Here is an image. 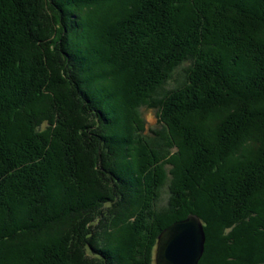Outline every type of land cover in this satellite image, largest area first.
<instances>
[{
  "label": "trees",
  "instance_id": "obj_1",
  "mask_svg": "<svg viewBox=\"0 0 264 264\" xmlns=\"http://www.w3.org/2000/svg\"><path fill=\"white\" fill-rule=\"evenodd\" d=\"M47 1L53 16H57V18L59 16L61 19L58 18V20L63 21L60 11L54 6L52 0ZM139 1L141 6H145L143 18L134 16L131 20L130 15H122L117 20L116 26H114L116 33L110 30L108 34L113 38L112 40H115L112 43L115 47V54L113 55L117 56V59H122L124 53L129 56L128 58L131 61L142 64L141 62L144 60L145 65L148 66L147 68L152 69V74H148L150 76L147 77L148 80L149 78L152 79L148 82L141 81L139 76L133 73L132 77L128 79L129 82L127 83L129 85L123 88L124 92H128L127 96L130 99V106H128L130 108V127L128 129L126 127V129L135 143L136 140L138 143L144 140L143 152L137 154V170L133 166L130 167V172L135 173L140 182L143 181L144 191L141 193L143 196L139 193V197L127 199L128 196H124L122 200L123 195L118 191L119 184L122 183H119L120 179H117L118 176L116 177L114 173L125 175V167H119L115 164V167H117L115 170H112V168L106 169L103 166V163H106L105 160L103 162V156L110 149L111 154H113L109 157L110 163L114 160L119 161L123 157L119 150L125 147L122 140H127L128 146L131 142L128 138L119 140V132H114L118 135L111 136L112 132L107 131L110 130L108 123L106 124L99 113L93 109L96 107L88 102L89 99L86 102L82 101L81 95L83 93L80 89L77 92L79 99L83 104V108L90 112L85 111L84 114L87 116L81 118L72 113V124L78 126L73 128L67 123L71 117L65 111V108L70 113V107L64 105V100L59 98L57 99V112H55L56 109H51L49 115L48 112L44 111L43 118H40L39 128L46 126L44 130L40 129V134H36L32 130L35 118L32 117V113L24 114V103L27 99L33 101L41 96V89H45L46 84L42 86L41 82L44 79L47 80V75L39 70L41 60L38 58L40 56L36 55L35 58H32V55L36 54L33 53L34 48L39 49L42 46L47 48L49 46L53 50L62 52L60 47V40L62 41V39L56 32L55 23L52 25L53 29L50 26L46 29L41 24L42 22L37 21V18L41 17L39 14L36 15L38 0H0V209L3 213L0 220L2 219V222L11 224V226L13 225L12 228H8L6 225L2 226L0 224V250L1 248L6 249L5 256H3V251H0V264H82L88 259L89 262L92 259L95 261L99 259L101 264H108L102 258L105 253H101L100 249L94 248L95 240L92 241L91 239L99 231L105 239H115V226L100 225L102 216L98 212L99 207L111 208L115 202L119 203L116 206L119 210L130 209V206L133 205L130 209L132 213L127 215L128 217L124 222V231H127L128 234L124 237H122L123 233L119 234L122 237L121 239H124L122 243H125L126 251L134 260L133 264H153L152 259L157 236L145 235L146 238L142 237L145 234L144 229L147 230L146 234H149L148 232L151 229H155L158 234L163 228L175 221L183 220L190 213L196 214L201 220L206 237L205 242H210V250L217 257L215 259L217 262H213V264H264V197L260 195L261 198L258 196V199L254 194L264 182L259 180V184L254 185L252 176L254 177L255 172L253 174L238 172L233 175L236 182L231 183L230 181V184L227 185L226 182L231 177H226L222 171L228 170L226 172H229L230 168H226V165L233 163L228 160L233 157L231 156L232 152L227 148L225 150L220 147V139L209 142L205 137V140H202V136L208 135L209 131L206 132L203 128H200V121L197 118L195 120L189 118L185 121L182 118L183 109L181 107L177 108V106L174 107V103H180L188 98L194 99V91L186 89L184 92L173 93L172 96L176 99H172L171 95L163 98L160 95V90H156L158 83L162 82L161 79L169 77V72H173L174 68H184L185 63L189 62L186 69L190 72L186 82L188 86L196 81L198 86L205 87L211 78H217L220 84L217 92L220 95L224 94L226 97L229 90L233 91V89L225 84L227 79L223 73L227 71L225 68L236 66L237 71L243 73L242 69L249 70L250 67L245 64H237V61L232 57L224 60L223 65V63L217 62L214 56L222 53L226 54L227 49L230 50L235 46V51L231 49L234 55H248L254 64L260 63L262 59L264 60V40L254 42L255 34L252 33L253 30H256V27H260L261 24L258 23L264 21V17L258 16V13L264 11V3L261 0H247L251 3L244 1L253 8L250 11L245 8L247 7L245 3L244 5L240 3L241 0L239 2L238 0ZM127 5L132 8V4L128 3ZM44 20L45 18L42 21L45 22ZM63 24H65V20ZM61 27L63 30L62 23ZM99 36H97L98 40H100ZM54 38L55 41L51 44ZM81 40L89 44L85 36ZM88 48L94 52L95 59L102 60V53L96 48L93 50L94 47L92 46ZM211 48L213 51L206 50ZM134 49H137V51ZM249 50L253 51L252 56L248 54L247 51ZM106 51L109 50L106 48ZM61 56L65 58L64 53ZM145 56H148L150 61L144 59ZM91 61L92 57L90 56ZM115 61L117 60L115 59ZM202 62L207 65L199 67L198 64ZM208 64L209 67H207ZM263 68L260 69L263 71ZM70 71V66L66 65L67 80L73 84V75ZM238 72L235 73L239 74ZM255 72L257 79L261 80L262 76L259 78L257 76L259 71L255 69ZM248 74L252 77L251 73ZM39 77H42L40 81L37 80ZM23 79L25 82H22ZM257 82L254 83L257 84ZM19 85L23 90L18 94L19 97L15 101H5L8 96L12 98L14 93H18L17 88ZM35 86L41 87L39 89ZM28 92L29 95L27 96ZM103 92L101 91L98 94L100 97L95 98L96 100H91L94 105L98 104L97 107L103 105V98L104 100L107 98L104 97L106 94ZM207 92L202 93V96L205 97L206 94L208 96L210 92ZM45 93L47 92L45 91ZM107 94L109 95V93ZM214 95L216 96V94ZM255 97L253 95L254 99ZM140 108L157 109V124L155 126L145 125ZM57 114L60 117L59 121ZM111 114V112L108 114L111 118L116 117ZM14 117L21 124L14 126L13 121H11ZM82 121L85 123L81 124ZM238 122L235 121L231 124L232 127L229 128L232 132H236L235 135L238 132L242 134L239 129L241 125H238ZM53 124L55 125L52 127ZM223 124L228 125L229 122L225 120ZM19 127L26 130V133L19 132ZM47 129L48 133L44 132ZM56 129H59V131L56 132ZM94 129L106 130L108 132L105 131L107 137L103 135L104 137L100 138V141H96L95 134L92 132ZM117 130H119V127ZM224 138H221L223 139L222 143H229V140ZM52 139L55 141L50 142ZM115 146L120 147L118 151H116ZM238 148L234 150L237 158L246 160L244 154L238 152ZM92 149L96 154L95 158L91 159L92 170H88V168L85 170L84 164L86 162L83 163L85 161L83 156ZM146 155H148V159L145 158ZM168 157L172 160L165 162V164L174 165L176 172H173L172 168L169 167L159 168L156 166ZM263 157L264 155L261 154L257 158L258 164L261 163ZM191 159L194 160L193 163L190 162ZM187 160L188 162L181 166V163ZM87 161L89 165L90 159ZM187 164L192 167L191 171L187 170L183 173L182 169ZM55 168L60 171L59 174L62 177L63 187L61 186V188L56 184L57 175L59 174H57ZM160 171L163 173H160ZM165 172L168 173L172 181L177 183L179 181L181 184L174 185L179 188L177 193L170 191L169 187L168 196L164 195V200L167 199V202L169 200L168 203L171 201L170 206L174 203L173 214L167 211L166 215L160 217L159 206L161 203H158V201L162 202V198H160L163 195L162 188L169 186L168 182L171 180ZM181 172L182 177H184L183 180L181 179ZM95 173L96 176H94ZM94 177L98 181L107 180L115 196L109 199L99 198L102 205L91 206L94 211L93 216H85L79 227L77 226V228L82 229L80 237L77 233L73 234L74 237L72 238H65L62 235L67 228L73 226L74 219L63 218L44 227L41 226L42 229L35 234H30L31 236L26 234L29 238L26 242L27 245L22 248L20 256L13 257L16 261L11 263L10 255L12 253L9 251L12 247L8 246L14 243V235L39 228L32 224L27 226V224L29 225L32 221V223L42 221L41 210L44 206L53 202L51 187L48 188L45 181L55 183L54 191L57 189L55 191L57 195L62 191L67 200L69 194L73 193L69 184H74L73 188L77 185L84 187V185L90 183L92 178L97 183ZM201 179L206 183L201 184L203 182ZM67 181L72 184L68 183L67 185ZM123 186L124 184L121 187ZM124 187L126 188V186ZM244 191L245 193H242ZM77 194L87 196L90 193L84 191ZM193 194L194 197L195 195L197 197L191 199ZM10 199H14V201L8 202ZM190 199L195 200L191 208L189 207ZM211 205H215L217 211L214 212ZM183 207H185L184 212ZM152 208L154 210H151ZM75 209L77 208L75 207ZM8 213L12 214V219L11 217L9 220L6 219ZM15 213L18 214L14 215ZM4 215L5 217H3ZM44 223L43 221L41 224ZM229 230L230 235L228 234ZM117 232L119 233V231ZM24 236H21L22 238L20 237L19 240L24 239L26 237ZM249 238H255V241H253L255 245H252V248L258 249L255 255H249L248 245H246V242L251 243V241H246ZM31 239L32 241H30ZM135 240L137 243H134ZM77 244L79 245L78 251L75 249ZM141 246H144L145 249H141ZM235 248L240 252V255L236 253ZM115 251L117 252L116 256H118V251ZM3 258L5 259L3 260Z\"/></svg>",
  "mask_w": 264,
  "mask_h": 264
},
{
  "label": "rangeland",
  "instance_id": "obj_2",
  "mask_svg": "<svg viewBox=\"0 0 264 264\" xmlns=\"http://www.w3.org/2000/svg\"><path fill=\"white\" fill-rule=\"evenodd\" d=\"M239 1L240 0H238V2ZM244 1L247 2V0H241L240 3L243 5H244V3L246 5H247V3H251V2L246 3ZM261 1L264 3V0H261ZM91 2H92V4H90ZM52 3L54 4L55 7H57V10L60 11V16L63 18V21L58 20V18L61 19L59 16H58V18L55 14L54 15L56 17L53 16V12L51 11L47 0H38L39 8L37 7L36 14H39V16H41L40 17L41 19L37 18V21L40 23L42 22L41 24L46 29L49 26H50V28L52 27V29H53L52 25L55 23L54 25L56 28V32L58 33V35L61 36L62 41L64 40L63 42L60 40V47H61L62 52L56 51L55 49L53 50L49 46L47 48L44 46L40 47L39 49L34 48L33 53H36V54H33L32 58H35L36 55L40 56L38 58L41 60L40 61L41 67L39 68V70H40V72H43L47 75V80L43 78L44 80H42V82H41L42 86L46 83L44 86L45 89H41V96H38V98L33 100V101H32V99H30L29 101L27 99L26 102L24 101L25 107H23V112L25 115L30 114V113L33 114L32 117L35 119L33 120L32 130L34 131V133L40 134L41 133V132H39L40 129L44 130V128L46 127V126H44L43 128H39L40 120H41L40 118H43L42 114H44V111H46V112H48L47 114L50 115L51 109L52 110L56 109L55 112H57V109H58L57 99L60 98V99L64 100L63 101L64 105H68V107H70V113H69V110L65 108V111H67V113L71 117L68 119L67 123H69L71 127L75 128L78 125L75 126L74 124H72L73 123L72 113L73 114L75 113L77 116H80V118H81L83 116H87L84 114L85 111L87 113L90 112V111L85 110L83 108V104L79 99L77 92H78V89H80L81 92L83 93V95H81L82 101L86 102L89 99L88 102L93 107L94 106L96 107L93 109H95L97 111V113H99L102 120L106 124L108 123L110 130H107V131L112 132L111 136H113L114 134L118 135L114 132H119V140H122L124 138H128V140L131 142L130 145L128 146L127 140H125V141L122 140L125 147H124V149L119 150L121 153V156H123L121 160L119 159V161L114 160V161H111V163H110L109 157L113 156V154H111V151L109 149V152L103 156V162H104V160L106 162V163H103V166L106 169L112 168V170H115L117 168V167H115V164H117V166H119V167H125V173H126L125 175L122 176L119 173H116V172L114 173V175L116 177L118 176L117 179H120L119 183H122V184H124V186H126V188L124 186L121 187L122 184H119L120 187H118V191L120 192V194L123 195L122 200H123L124 196H126V197L128 196L127 199H129V198L134 199L135 197H139L138 194L139 193L141 194L144 191L143 186H142L143 181L141 180V182H140L138 176L135 173L130 172L131 171L130 167L133 166L135 168V170H137L136 169L137 154H138V152H143L142 150L144 149V146H143L144 140H141L140 143H138L136 140V143H135L134 139L131 138L132 136L130 135V133L126 129V127L127 128L130 127V121H129L130 108H128V106H130V99L127 96L128 92H124L125 90H123V88H125V86L129 85V83H127V82H129L128 79L132 77L133 73L134 74L136 73L139 76V79L141 81L148 82L149 80L152 79V78H149V80H148V78H147L152 74V69L147 68L148 66L145 65L144 60H142V62H141L142 64L137 63V61H133V60L131 61L128 58L129 56H127L124 53L121 57L122 59H117V56L113 55V54H115V47H114V44H112V43L115 42V40H112L113 38L111 36H108V34L110 33V30H113L116 33L114 26H116L117 20H119V18L122 15H124V16L130 15L131 20L134 18V16L139 17V18H143V16L145 15V8H144L145 6L144 7L141 6L140 5L141 2L139 0H129V1L128 0H52ZM128 3L132 4V8L128 7V5H127ZM142 3L144 4V2H142ZM245 8H247V10L251 11L252 7L247 5V7H245ZM38 9H39V12H38ZM258 16L264 17V11L261 13H258ZM42 17L45 18V20H44L45 22L42 21L43 20ZM83 17L84 18L86 17V19L89 18V20H92V21L94 20L95 22H96V20H98V21H100V23L98 22L99 23L98 25L101 24V26L100 27L94 26L95 31L92 30L93 32L88 31L90 25L87 24L88 25V29H87V27H86L87 25H85L86 23H85V21H83L84 19L82 20ZM64 20H65V24H63ZM263 22L258 23V24H261L260 27H256V30L252 31V33L255 34L254 35L255 36L254 42H258V40H264V23ZM61 23L64 26L63 30L61 27ZM57 29L60 31H58ZM42 30L44 31V29H42ZM255 31H257V32H255ZM99 32L101 34L99 36L100 42L97 41L98 37L95 38L96 35L97 36L99 35L98 34ZM94 34H96V35H94ZM83 36L86 37V40H87V42H89V44L82 42L81 39H83ZM89 36H91V39H92V40L90 39L91 41L88 40ZM109 37H111V38H109ZM95 40H96V42H95ZM108 40H110L111 42ZM54 41H55V38H54V40L51 41V44H53ZM92 42H94L96 44H94ZM89 46L94 47L93 50L96 48L100 53H102V56H101L102 60L95 59L96 57L94 55V52L88 48ZM100 46H104V47H100ZM109 47L111 48V50ZM105 48H107L110 52L105 51L106 50ZM235 48L236 47L233 46L231 49L235 51L236 50ZM231 49L230 50L227 49L226 54H223V53L220 54L221 56L218 57V59L216 61L220 62L221 64L223 63V65H224V62H225L224 60H228L227 58L232 57L237 61L236 62L237 64H239V63H240V65L245 64V65L249 66L251 70L250 69L247 70L244 68V69H242L243 73H240L237 71L236 66H230L229 68H225L227 70V71L223 72L227 78L225 81L226 82L225 84L230 86L233 89V91L229 90L228 95L226 97L224 94L220 95V93L217 92V88L220 87V84L218 83L219 79H217V78L212 79L210 77L211 79L209 80V83L205 87L204 86H201V87L198 86V83H196V81H194V83L191 86H188V84H186V82H187V79L189 77L188 75L190 74V72L186 69L189 66V62L185 63L186 66L184 68H179V69L174 68L173 72L168 73V76H169L168 78H166V79L160 78L162 82L158 83V88L156 87V90H160V92L162 91L164 93V94L161 93L162 94L161 96L163 98L170 95V94L172 96V95H174L173 93H178V92H182V91L184 92V90H186V89H191L192 91H194V95H195L194 99L188 98V99L181 101L180 103L179 102L174 103V107L177 106V108L181 107L183 109L182 110V118L185 121H187L189 118H192L194 120L197 118L200 121V125H201L200 128H203L206 132L209 131L208 135L202 136V140H205V137H207V140H209V142H212L213 140H216V139L217 140L220 139V141H221L220 147H223V149H225V150L227 148L230 150V152H232L231 156H233V157L231 159H228V160L232 161L233 163L231 165H229V164L226 165V168L227 167L230 168L229 172H226L228 170L222 171V173L224 172L223 174H225L226 177H228V178L231 177L230 178L231 180L228 179V181L226 182L227 185H228V183L230 184V181H231V183L236 182V179L234 178L233 175L235 173H238V172L250 173V174H253V172H255L254 177L252 176V178L254 179L253 184L255 185V184H259V180H260V182L261 181L264 182V157H263V159H261V161H260L261 163H259V164H258V159H257L259 156H261V154L264 155V92L261 91V89L262 90L264 89V86H262V85H264V82H263L264 81V70L263 71L261 70V72L259 71L257 73L258 78L262 76L261 80L257 79L256 74H255L256 73L255 69H256V66L258 64L257 63L254 64L251 60V57L248 55L242 54L240 56V55L232 54ZM134 50L137 51V49H134ZM206 50L213 51L212 48L206 49ZM206 50H205V52H206ZM247 52L249 55L252 56V54H253L252 50H249ZM62 53H64L65 58H62L63 57V56H61ZM90 56L92 57L91 62H90ZM148 56H145L146 58H144V59H148L147 61H150V58ZM115 59L117 61H115ZM261 63H263L262 65H264L263 59L260 60L259 64H261ZM201 64L202 63L198 64V66L200 65L199 67H202ZM66 65L70 66V70H71L70 73L73 75L72 78L74 80L73 84H72V82L67 80V74L65 72ZM202 65H204V64H202ZM262 65H260V66H262ZM218 69L220 70L219 67H218ZM250 71H253V72H250ZM235 72H238L239 74H236ZM245 72H247V73L245 74ZM164 73L166 74V72H164ZM248 73H251L252 77H250ZM259 73H261V74H259ZM108 74L111 75L110 76L111 78L109 77ZM148 74H150V75H148ZM108 77H109V79H108ZM134 77H135V75H134ZM41 78L42 77H39V78H37V80L39 79V81H40ZM62 79L64 80V82ZM110 79L113 80L112 84H111ZM104 80H105V83L103 82ZM257 80H258V82H257ZM22 82H25V80L23 79ZM254 82H257V84H255ZM252 83H254V84H252ZM108 84H111V85L109 86ZM20 85L17 88L18 93H14V96L12 98L10 96H8V98L5 101H7V102L13 101V100L15 101L17 99V97H19L18 94L21 91H23ZM154 85H157V84H154ZM260 86H261V89H258V88H260ZM35 87L40 89L41 86L40 87L35 86ZM175 87L177 88V90ZM255 87H256V89H255ZM172 88H174V90H176V91L172 90ZM116 89H117V91H116ZM169 90L170 91L172 90L174 92L172 93V91L170 92ZM207 90H208V92H210V94L208 96L206 94L205 97L202 96V93L207 92ZM45 91L47 93H45ZM101 91L102 92L104 91L103 93L106 94V96H104V97H107V98H106V100H104V98H103V100H102L103 105H101L100 107H97L98 104L94 105L91 102V100L94 101V100H96L95 98L100 97V96H98V94L101 93ZM166 91H169V92H166ZM107 93H109V95ZM214 94H216V96ZM28 95H29V92L27 93V96ZM253 95L256 96L255 99L253 98ZM174 98L176 99V97H173L172 99H174ZM142 99H144V98H142ZM218 102H220L221 104H219ZM153 103H155V102L153 101ZM0 105H1V103H0ZM44 107H45V110H44ZM98 108H100V109H98ZM110 112L112 113L111 114L112 116H116V117H112L113 118L112 119L108 115V114H110ZM140 113H141L142 120L145 122L146 126L148 125L151 127V126H155L157 124V118H156L157 109L156 108H153V110L146 109V108H140ZM224 115H226V116H224ZM21 117H22V115H21ZM24 118H25V116H24ZM59 118L60 117L58 115V121H59ZM260 118H261V120H260ZM225 120H227V122H229L228 125L223 124V121H225ZM11 121H13L14 126L21 124V122L15 117L12 118ZM235 121L236 122L239 121L238 125H241L240 126L241 128L239 127V129H240V132L242 134H240L238 132L235 135L236 132H232L231 130H229V128L232 127L231 124H233ZM83 123H85V122L82 121L81 124H83ZM128 123H129V125H128ZM221 123H222V125H221ZM54 125L55 124H53L51 126H54ZM114 125H115V127H114ZM56 127H57V125H56ZM118 127H119V130H117ZM18 131L22 132L23 134L26 133V130H23L21 127L18 128ZM47 131H48V129L45 130L44 132H47ZM57 131H59V129H56V132ZM105 131H102L101 129H94V131H92V132H93V134H95V137H96L95 140L100 141V138H103L104 136H106V134L108 132L106 131L107 133L105 134ZM44 132H42V133H44ZM222 137H225L224 139H228L229 143L223 144L222 143L223 139H221ZM167 140L169 142H171V140H169V139H167ZM52 141H55V140L54 139L50 140V142H52ZM238 143H240V144L238 145ZM222 144H223V146H221ZM106 146H108V145L106 144ZM238 146H239V148H238ZM116 148H117L116 151H118V149L120 147L115 146V149ZM235 148L239 149L238 150L239 153L242 152V154H244L246 160H240L239 158H237V155L234 152ZM86 153L88 155L85 154V156H83L85 158L84 159L85 161L84 162L82 161L83 163L86 162V164H84V169L87 170V168H88V170L89 169L92 170V160L95 158L96 154H95V152H93V149L90 151H87ZM145 158L148 159L149 158L148 155H146ZM88 159H90L89 165H88V161H87ZM106 160H108L109 162ZM171 160L172 159H170L168 157L165 159V161H162V163H158V165H156V166H158L159 168L160 167L161 168L169 167L170 169L172 168L173 172H176V167L174 165L170 166V165L165 164V162H167V161L169 162ZM185 160H186V158H185ZM187 162H188V160L184 161V163L182 162L181 166H183V164H186ZM190 162L193 163L194 160L191 159ZM108 165H110V166H108ZM187 166H188V164L183 167V169H182L183 173L187 170L189 172L191 171L192 167L190 166V164L188 166L189 168ZM55 170H56L57 174L60 173V171L57 168H55ZM182 172H181V179L184 178V177H182ZM160 173H163V172L160 171ZM165 173L168 176V173L167 172H165ZM255 174H256V176H255ZM57 176H58V179L56 180V182H58L59 185H58V183H56V184L59 187V186L63 185V183L61 181L62 177L60 174ZM94 176H96V173L94 174ZM60 177H61V179H60ZM90 178H91V176H90ZM168 178L171 179L169 176H168ZM93 180L94 179L92 178L90 183H88L87 185H84V187L77 185V186H74L75 188H73L72 186L74 184L73 185L69 184V186H71L73 193L72 194L68 193L70 196H69V198H67V200L65 199L66 196L62 191L60 193H58V195H57V192H55V191H57V189L54 191L53 187L55 186V183H49L48 182L49 183L48 184L45 181L46 186L48 188L51 187V190L53 193L52 195L54 198L53 199L51 197L53 202L51 204H48L47 206H44L43 209L41 210L42 221H40L39 223H37L36 221H35V223H32L33 222L32 221L29 225L27 224V226H30L32 224L33 226L35 225V226H38L39 228L31 229L29 231L27 230V231L22 232L20 234L14 235L15 236V237H13L14 243L12 245L8 246V247H10V246L12 247L9 251L10 253H12V255H10V258H11L10 262L11 263L15 262L16 261L15 258L21 255L22 248L25 245H27L26 242L29 238L26 236V234H28V235L35 234L37 231L42 229V227H44L45 225L52 224V222H55L57 220H60L63 218H65V219L67 218L68 220L74 219V222L72 224L73 226H71L72 228L71 227L67 228L66 232H64V234H62V235L65 238H72V237H74L73 234L77 233V234H79V237H80V233H81L82 229L77 228V226L79 227V225L82 223L83 218L85 216L86 217H92L93 216L94 211L91 209V206H95L98 204H99V206L102 205L101 200L99 198L109 199V198H113V196H115V194L112 191L111 185L107 182V180L104 181V180L100 179L101 181H98V179L95 178L97 183H95V181H93ZM201 180H203V179H201ZM68 183H71V182L67 181L66 184L68 185ZM204 183H206V182L203 180V182L201 184H204ZM175 184L180 185L181 182L178 181V183H177V182L172 181V179H171L168 182L169 186H167V187L164 186L162 188V194L163 195L161 194L162 197H160V198H162V202L158 201V203L159 202L161 203L159 206L160 217H162L163 215H166L167 211L170 214H173L172 212L174 209H172V208H174V203H172L170 206L171 201H170V203H168L169 200L167 202L166 201L167 199L164 200V198H165V196H168L169 187H170V191H173L176 193L178 192L179 188H178V186H174ZM79 185H82V184H79ZM84 191L89 192L90 194L87 196H81V195L77 194L78 192H84ZM48 193H50V192L48 191ZM242 193H245V191ZM254 194H256V196H255L256 198L258 196L261 198L260 195H262V197H264V184L261 185V187H258V190ZM235 195H237V194H235ZM239 195H240V193H239ZM195 197H197V196L195 195ZM195 197L193 194L191 199H193ZM259 197H258V199H259ZM191 199L189 200L190 201L189 202L190 208L195 203V200H191ZM122 200H119V201L121 202ZM11 201L13 202L14 199L8 200V202H11ZM197 201H198V203H200L199 200H197ZM118 205H119V203L115 202V203H113V206L111 208L98 206L99 207L98 212L102 216L100 225L115 226L114 227V229H115L114 232L116 233V235L114 237L115 239H110V238L105 239L103 234L102 233L100 234V231H99L98 234H96V233L94 234L93 239H91V240L92 241L95 240L94 245H93L94 248H96L98 250L100 249L101 253L102 252L105 253L102 256V258L105 261H107L108 264H133L134 260L129 256V253L126 251V247L124 246L125 243H122V241L124 239H121L122 237H124L128 234L127 231H124V225H125L124 222L126 221V219L128 217L127 215L132 213L130 211V209H132L131 207H133V205L130 206V209L127 208V209H121V210H119L118 207L116 208V206H118ZM55 206H57V207L55 208ZM75 207L77 209H75ZM205 208H207V207L205 206ZM24 209L27 210V208H24ZM211 209L214 212L217 211L215 205H213V206L211 205ZM3 210H5V209H3ZM151 210H154V209L152 208ZM184 210H185V207H183V212H184ZM16 214H18V213H15L14 215H16ZM57 214H59V215H57ZM61 214H63V215H61ZM190 214H193V213H190ZM190 214H188V215H190ZM1 215H3L2 209H0V216ZM11 215H12L11 213H8V215L6 216V219L9 220ZM3 217H5V215ZM197 217L199 218V216H197ZM12 218H13V216L11 217V219ZM43 221L45 223L41 224V223H43ZM0 224L2 226L6 225V227H8V228H12V226H13V225L11 226V224H7L6 222H2V219L0 220ZM165 228H163L162 230H164ZM152 230H153V232H152ZM117 231H119V233ZM146 231L147 230L144 229L145 234L142 235V237L144 236V238L147 237L145 235H148L151 237H154L155 235L158 236L159 233L161 232L160 231L157 234L155 232V229H151L150 232H148L149 234H146ZM121 233H123L122 237L119 235ZM228 234L230 235V230L228 231ZM21 236H24L26 239L24 238L22 240H19ZM263 236H264V234H263ZM205 239H206V237H205ZM30 241H32V239ZM246 241H251V243L246 242ZM246 241L245 242H246V245H248L249 255H255V253H257V250H258L257 248L256 249L252 248L253 247L252 245H255V243L253 242V241H255V238H249V240H246ZM134 243H137L136 240L134 241ZM78 244L75 245V249L77 251L79 248ZM258 245H259V243H258ZM256 246H257V244H256ZM141 249H145L144 246H141ZM115 250L118 251V256H116L117 252ZM235 250H237V248H235ZM0 251H3L2 252L3 256H5L6 249L1 248ZM114 251L116 252V254ZM154 251H155V248H154ZM236 253H238V255H240L239 254L240 252H238V250ZM13 257H15V258H13ZM216 258H217L216 255L214 253H212V251L210 250V242L209 243H208V241L204 242V251H203V254H202V256L199 259L197 264H199V263L200 264H213V262H215V263L217 262V260H215ZM4 259L5 258H3V260ZM142 259H143V257H142ZM92 260H90V262H89V259H88L87 261H85L82 264H90V263L91 264H101V261L99 259L96 261L95 260L92 261ZM152 260H153V264H154V257ZM135 262H137V261H135ZM139 262H142V261H139Z\"/></svg>",
  "mask_w": 264,
  "mask_h": 264
},
{
  "label": "water",
  "instance_id": "obj_3",
  "mask_svg": "<svg viewBox=\"0 0 264 264\" xmlns=\"http://www.w3.org/2000/svg\"><path fill=\"white\" fill-rule=\"evenodd\" d=\"M204 242L201 220L190 214L159 233L154 264H197L204 251Z\"/></svg>",
  "mask_w": 264,
  "mask_h": 264
},
{
  "label": "bare ground",
  "instance_id": "obj_4",
  "mask_svg": "<svg viewBox=\"0 0 264 264\" xmlns=\"http://www.w3.org/2000/svg\"><path fill=\"white\" fill-rule=\"evenodd\" d=\"M128 1H129V0H128ZM259 1H260V0H259ZM38 8H39V5H38ZM38 12H39V9H38ZM40 12H41V11H40ZM36 15H37V14H36ZM42 18H43V17H42ZM83 19H84V20H83ZM82 20L85 21V23H86L85 25H87V24L90 25L89 29H88V25H87L86 27H87L88 31H91V32H93L92 30L95 31L94 26H96V27H100V26H101V24H100V26L98 25V24L100 23V21H98V20H96L97 23H96L94 20H93V21H92V20H89V18L86 19V17H85V18L83 17ZM83 21H82V22H83ZM253 21H254V20H253ZM98 22H99V23H98ZM83 23H84V22H83ZM263 23H264V22H263ZM72 25H73V24H72ZM100 29H101V28H100ZM37 31H38V30H37ZM95 33H96V32H95ZM92 34H93V33H92ZM102 34H103V33H102ZM38 35H39V34H38ZM94 35H96V34H94ZM99 35H101V34H99ZM96 37H97V36H95V38H96ZM93 38H94V37H93ZM95 38H94V39H95ZM109 38H111V37H109ZM90 39H91V36H89V40H90ZM97 39H98V38H97ZM107 39H108V38H107ZM91 40H92V39H91ZM91 40H90V41H91ZM97 41L100 42V40H97ZM108 41H110V40H108ZM95 42H96V40H95ZM103 42H104V41H103ZM110 42H111V41H110ZM217 42H218V41H217ZM92 43H94V42H92ZM106 43H107V42H106ZM94 44H96V43H94ZM100 47H104V46H100ZM105 47H106V46H105ZM109 48H110V47H109ZM105 49H106V48H105ZM105 51H106V50H105ZM220 56H221V55L218 54V55L214 56V58H215V59H218V57H220ZM201 61H202V60H201ZM207 63H208V62H207ZM255 63H256V62H255ZM257 63H258V62H257ZM202 64H203V62H202ZM202 64H201V65H202ZM262 64H263V63H261V64L258 63V65H257V67H256V69H257L258 71H260V72H261V70H262V69H260V68H261V67L263 68V66H264V65H263V66H260V65H262ZM204 65H207V64H204ZM209 66H210V65L208 64L207 67H209ZM259 67H260V68H259ZM106 69H107V68H106ZM108 75H109V74H108ZM110 76H111V75H109V77H110ZM184 76H185V75H184ZM109 77H108V79H109ZM110 78H111V77H110ZM105 79H106V78H105ZM108 79H107V80H108ZM110 80H111V79H110ZM100 81H101V80H100ZM112 81H113V80H111V84H112ZM262 81H263V80H262ZM103 82L105 83V80H104ZM106 82H107V81H106ZM263 82H264V81H263ZM111 84H108V85L110 86ZM113 84H114V83H113ZM104 85H105V84H104ZM106 85H107V84H106ZM212 85H213V84H212ZM112 86H113V85H112ZM112 86H111V87H112ZM262 86H264V85H262ZM177 87H178V86H177ZM175 88H176V87H175ZM258 89H261V86H260V88H258ZM172 90H174V88H172ZM172 90H171V91H172ZM176 90H177V88H176ZM176 90H174V91H176ZM116 91H117V89H116ZM169 91H170V90H169ZM169 91H166V92H169ZM171 91H170V92H171ZM174 91H172V93H173ZM261 91L264 92V89H263V90L261 89ZM160 93H162V92H160ZM163 94H164V93H163ZM168 94H169V93H168ZM148 95H149V94H148ZM160 95H162V94H160ZM170 95H171V94H170ZM261 95H262V94H261ZM157 98H158V96H157ZM162 99H163V98H162ZM164 100H165V99H164ZM215 100H216V99H215ZM220 100H221V99H220ZM217 101H218V100H217ZM215 102H216V101H215ZM212 103H213V102H212ZM228 104H229V103H228ZM124 107H125V106H124ZM234 107H235V106H234ZM234 107H233V108H234ZM2 108H3V107H2ZM219 115H220V114H219ZM224 116H226V115H224ZM56 117H57V116H56ZM59 119H60V118H59ZM260 120H261V118H260ZM65 121H66V120H65ZM52 127H53V126H52ZM128 128H129V127H128ZM128 128H127V129H128ZM225 132H226V131H225ZM30 176H31V175H30ZM56 183H57V182H56ZM52 185H53V184H52ZM62 187H63V186H62ZM60 188H61V186H60ZM40 192H41V191H40ZM20 201H21V200H20ZM18 204H20V203H18ZM25 207H26V206H25ZM23 208H24V207H23ZM39 210H40V208H39ZM71 228H72V227H71Z\"/></svg>",
  "mask_w": 264,
  "mask_h": 264
}]
</instances>
